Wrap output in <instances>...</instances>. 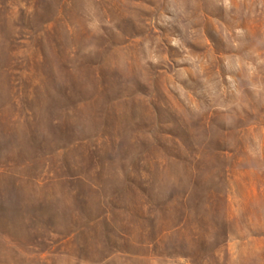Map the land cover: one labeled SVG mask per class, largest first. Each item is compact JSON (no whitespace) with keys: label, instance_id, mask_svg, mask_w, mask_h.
<instances>
[{"label":"rangeland","instance_id":"1","mask_svg":"<svg viewBox=\"0 0 264 264\" xmlns=\"http://www.w3.org/2000/svg\"><path fill=\"white\" fill-rule=\"evenodd\" d=\"M0 264H264V0H0Z\"/></svg>","mask_w":264,"mask_h":264}]
</instances>
